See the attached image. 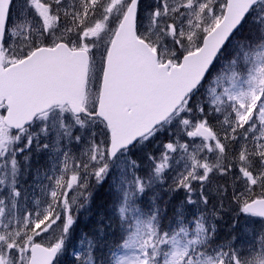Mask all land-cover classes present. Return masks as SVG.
<instances>
[{
	"label": "snow or ice",
	"instance_id": "snow-or-ice-1",
	"mask_svg": "<svg viewBox=\"0 0 264 264\" xmlns=\"http://www.w3.org/2000/svg\"><path fill=\"white\" fill-rule=\"evenodd\" d=\"M0 264H264V0H0Z\"/></svg>",
	"mask_w": 264,
	"mask_h": 264
},
{
	"label": "trees",
	"instance_id": "trees-1",
	"mask_svg": "<svg viewBox=\"0 0 264 264\" xmlns=\"http://www.w3.org/2000/svg\"><path fill=\"white\" fill-rule=\"evenodd\" d=\"M93 200L94 201L92 204V215L88 217L87 219L85 218V216L82 219H80L79 224L76 229V231L78 230L79 233L81 229L88 231L94 224L97 218V214L101 211H104L110 202L107 196H105V192L103 190H100L99 195Z\"/></svg>",
	"mask_w": 264,
	"mask_h": 264
},
{
	"label": "rangeland",
	"instance_id": "rangeland-1",
	"mask_svg": "<svg viewBox=\"0 0 264 264\" xmlns=\"http://www.w3.org/2000/svg\"><path fill=\"white\" fill-rule=\"evenodd\" d=\"M107 185V184H106ZM100 190H103L104 192H105V196H107V198L110 200V197H109V194H108V192H107V187H101L96 193H95V195H94V199L99 195V191ZM96 196V197H95ZM94 201V200H93ZM84 217V215H81L80 216V219H82ZM80 221V220H79ZM75 235L78 237L79 236V231L77 230L76 231V233H75Z\"/></svg>",
	"mask_w": 264,
	"mask_h": 264
}]
</instances>
